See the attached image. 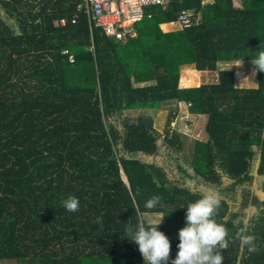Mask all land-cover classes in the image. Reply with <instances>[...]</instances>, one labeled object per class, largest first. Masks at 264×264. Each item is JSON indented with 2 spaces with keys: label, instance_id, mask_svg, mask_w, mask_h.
I'll list each match as a JSON object with an SVG mask.
<instances>
[{
  "label": "trees",
  "instance_id": "obj_1",
  "mask_svg": "<svg viewBox=\"0 0 264 264\" xmlns=\"http://www.w3.org/2000/svg\"><path fill=\"white\" fill-rule=\"evenodd\" d=\"M80 2L0 0V261L146 264L123 238L126 224L155 223L146 213L163 214L158 227L174 256L181 206L204 193L138 155L157 154L162 143L185 147L186 136L171 127L185 102L206 115L207 138L191 142L193 173L177 167L217 187L215 219L231 237L222 264H264V198L247 189L257 155L264 176V72L256 86H238L225 66L264 50V0H170L148 7L152 16L125 39L90 26ZM182 10L192 25L164 29ZM185 64L216 78L183 86ZM165 106L172 108L161 132L154 113ZM69 194L78 198L74 212L64 207ZM153 195L159 203L145 208ZM249 205L258 210L247 216ZM237 232L254 235L257 251L249 253Z\"/></svg>",
  "mask_w": 264,
  "mask_h": 264
},
{
  "label": "clouds",
  "instance_id": "obj_2",
  "mask_svg": "<svg viewBox=\"0 0 264 264\" xmlns=\"http://www.w3.org/2000/svg\"><path fill=\"white\" fill-rule=\"evenodd\" d=\"M258 48L256 55L250 58L253 75L257 71L264 72V50ZM159 201L160 197L153 195L144 202V207L152 209ZM219 203L216 195L204 193L181 206L185 209L184 223L177 229L176 252L172 257L169 256L170 238L158 227L163 215L151 224H146L142 219L135 224H126L123 238L137 246L142 262L146 264H222L221 249L228 247L231 237H228L225 225L215 219ZM64 207L69 212L76 211L78 198L69 194L64 199ZM236 236L249 253L257 251L254 235L237 232Z\"/></svg>",
  "mask_w": 264,
  "mask_h": 264
},
{
  "label": "rangeland",
  "instance_id": "obj_3",
  "mask_svg": "<svg viewBox=\"0 0 264 264\" xmlns=\"http://www.w3.org/2000/svg\"><path fill=\"white\" fill-rule=\"evenodd\" d=\"M205 2L210 0H204ZM235 5H240L241 0H234ZM166 27V26H165ZM167 28V27H166ZM165 28V29H166ZM173 29L180 28L179 25H173ZM168 29V28H167ZM225 66H232L235 71V83L238 86L253 87L257 85V72L252 74L251 62H233L226 64ZM181 83L182 85H199L202 82L212 81L216 78V73L212 71H198L195 69L193 64H185L181 67ZM170 106H165L160 108L154 113L155 126L161 132H164L166 127L167 116L170 110ZM206 115L204 114H194L188 110V105L185 102H180L178 104V112L176 117L171 122V127L177 129L180 133L186 136L185 147L180 151H175L174 149H167L162 143L161 151L154 155L139 154L138 158L146 163H157L163 165L167 171L168 178L172 181H176L178 184L188 186L192 190L200 191L202 193H210L216 195L217 187L215 185H209L204 183L199 178H189L182 171L179 170L177 164L183 166L190 174L193 173L190 164V153H191V142L194 139L205 140L207 138V133L205 131ZM259 154V153H258ZM259 162V155L253 161L252 173L254 175V182L252 186L247 187L252 194H256L259 198H264V191L262 189V180L264 176L257 173V166ZM124 178H126L124 176ZM229 179H223V185L229 183ZM239 208V207H238ZM258 208L253 205H249L245 211L247 216H249L254 211L256 212ZM162 213H146L143 217L148 222H156ZM163 216L161 221H163ZM0 264H14L13 261H0Z\"/></svg>",
  "mask_w": 264,
  "mask_h": 264
},
{
  "label": "built area",
  "instance_id": "obj_4",
  "mask_svg": "<svg viewBox=\"0 0 264 264\" xmlns=\"http://www.w3.org/2000/svg\"><path fill=\"white\" fill-rule=\"evenodd\" d=\"M170 0H81L77 6L78 11H84L90 26H100L104 33L114 39H125L128 35H135V22L146 17H151V12L146 9L154 5L163 8ZM64 18L55 21L56 25H64ZM193 23L192 13L182 10L177 19L163 25L164 28L173 29V25L180 28L191 26ZM166 26V27H165ZM63 54H68L69 60L74 61V56L69 50L63 49ZM189 105V104H188Z\"/></svg>",
  "mask_w": 264,
  "mask_h": 264
},
{
  "label": "crops",
  "instance_id": "obj_5",
  "mask_svg": "<svg viewBox=\"0 0 264 264\" xmlns=\"http://www.w3.org/2000/svg\"><path fill=\"white\" fill-rule=\"evenodd\" d=\"M164 25H168L167 23H165ZM165 29V28H164ZM167 29V28H166Z\"/></svg>",
  "mask_w": 264,
  "mask_h": 264
}]
</instances>
